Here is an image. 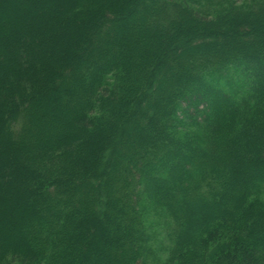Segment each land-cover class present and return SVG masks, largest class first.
I'll return each mask as SVG.
<instances>
[{"label": "trees", "instance_id": "16d2710c", "mask_svg": "<svg viewBox=\"0 0 264 264\" xmlns=\"http://www.w3.org/2000/svg\"><path fill=\"white\" fill-rule=\"evenodd\" d=\"M262 189L264 0H0V264H264Z\"/></svg>", "mask_w": 264, "mask_h": 264}, {"label": "rangeland", "instance_id": "374dc122", "mask_svg": "<svg viewBox=\"0 0 264 264\" xmlns=\"http://www.w3.org/2000/svg\"><path fill=\"white\" fill-rule=\"evenodd\" d=\"M236 1L239 2V3H241V1H243V0H236ZM247 1H249V0H247ZM144 5H145V1H143V3H140L137 7L134 6L133 9L138 8V10H141L142 9V6H144ZM211 13H212V11H211ZM132 24H133V22H131V24L128 27H131ZM133 27L134 28H137V27H139V25L135 24ZM102 37L103 36H100L99 38H97L98 40L95 42L94 45H97V43H99L100 41H102V39H103ZM260 192L261 193L258 194V196H260V198H264V189H262ZM157 231H158L157 233L159 235V239H158L157 246L154 249L156 250L157 247H160V246H162L163 248H165V247L167 248L168 247V240H167L165 231L162 230V229H159ZM239 237L240 236H238V235H233V236L232 235H229V236H226V237L221 238L217 243H219L220 247H224V248L226 247L227 248L231 244H234L237 241H239L240 240ZM158 254H160V255H157V256L159 257V259H161V261L167 260V258H166V256H167L166 255V250L165 251H162V252L159 251Z\"/></svg>", "mask_w": 264, "mask_h": 264}]
</instances>
